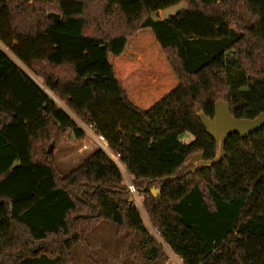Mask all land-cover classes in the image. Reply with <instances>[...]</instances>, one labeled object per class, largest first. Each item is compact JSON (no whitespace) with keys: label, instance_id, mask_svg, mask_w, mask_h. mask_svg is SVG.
Returning <instances> with one entry per match:
<instances>
[{"label":"trees","instance_id":"16d2710c","mask_svg":"<svg viewBox=\"0 0 264 264\" xmlns=\"http://www.w3.org/2000/svg\"><path fill=\"white\" fill-rule=\"evenodd\" d=\"M220 99L236 118L264 112V0H0V264H71L77 245L99 264L88 235L105 221L141 235L145 264H166L165 246L183 264H264V127L170 179L215 157L197 112ZM83 126L109 152L64 175L54 153Z\"/></svg>","mask_w":264,"mask_h":264},{"label":"rangeland","instance_id":"374dc122","mask_svg":"<svg viewBox=\"0 0 264 264\" xmlns=\"http://www.w3.org/2000/svg\"><path fill=\"white\" fill-rule=\"evenodd\" d=\"M184 8H186V4L181 2L163 9L162 14H159L158 12L153 13L152 17L154 19L169 17L175 15L177 11ZM241 14L248 22L247 14L243 8H241ZM37 81L40 83V85H42L40 80L37 79ZM76 121L78 120L76 119ZM79 124L81 123L79 122ZM84 129L86 130L87 134L83 140H69L59 146L54 153L58 168L64 175L68 174L70 171L80 165L96 149L101 148V145L98 142L95 134L85 127ZM179 140L183 143H189L193 140V135L188 131L182 132L179 135ZM112 157L115 161H118L117 156L112 155ZM118 164L123 172L126 183L132 178L127 173L125 166L120 162ZM136 205L141 212L148 230L157 240L162 242L158 232L150 225L142 203L140 205ZM140 238L141 235L136 234L131 240L128 241L125 236H120L117 234V226L115 224L105 221L102 222L99 227L91 231V233L88 235V242L93 251L94 258L99 264H145L139 249ZM165 249L168 255L166 264H183L181 259L167 246H165ZM71 256L73 259L71 264H90V262L87 260L85 249L81 245H77L72 249Z\"/></svg>","mask_w":264,"mask_h":264},{"label":"water","instance_id":"95a60500","mask_svg":"<svg viewBox=\"0 0 264 264\" xmlns=\"http://www.w3.org/2000/svg\"><path fill=\"white\" fill-rule=\"evenodd\" d=\"M48 16L54 18L56 21L60 18V15L55 13H49ZM197 117L205 127L207 133L215 141L216 155L213 159L207 160L204 158L203 152L193 154L186 162V164H191L193 167L183 175L171 176L170 179H178L190 172H194L197 168H210L215 164L221 163L225 155L226 142L232 134H238L242 139H245L264 127V112H261L254 118H236L231 112L230 104L221 99L215 103L213 117L206 115L203 110L197 112ZM53 150L54 144H51L49 152H53ZM165 180L166 178L161 179V181ZM160 192L161 187L159 186L151 188V193L154 197H157ZM128 201L134 203V197L131 194L128 197Z\"/></svg>","mask_w":264,"mask_h":264},{"label":"built area","instance_id":"2783aa9c","mask_svg":"<svg viewBox=\"0 0 264 264\" xmlns=\"http://www.w3.org/2000/svg\"><path fill=\"white\" fill-rule=\"evenodd\" d=\"M86 128V129H89L87 128L86 126H83V128ZM96 135V134H95ZM97 139H98V142L100 143L101 145V148H103L104 150L107 151V142L105 140V138L101 135H96ZM119 161V160H118ZM126 185H127V190L128 192L134 197V203L135 204H138L140 205L142 203L141 201V195L138 191V189L135 187L132 179H129L127 182H126Z\"/></svg>","mask_w":264,"mask_h":264},{"label":"crops","instance_id":"0c3cea01","mask_svg":"<svg viewBox=\"0 0 264 264\" xmlns=\"http://www.w3.org/2000/svg\"><path fill=\"white\" fill-rule=\"evenodd\" d=\"M186 7H187V5H186ZM156 13V12H155ZM158 13L159 14H162V10H160V11H158ZM167 17H165V18H160V19H155V20H163V19H166ZM37 80V79H36ZM90 131V130H89ZM92 132V131H91ZM94 133V132H93ZM95 134V133H94ZM96 136V135H95Z\"/></svg>","mask_w":264,"mask_h":264}]
</instances>
